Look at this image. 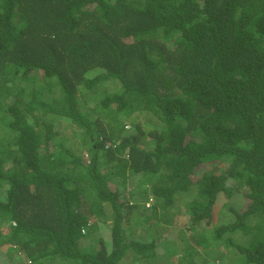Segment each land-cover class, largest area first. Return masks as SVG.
<instances>
[{
  "label": "trees",
  "instance_id": "obj_1",
  "mask_svg": "<svg viewBox=\"0 0 264 264\" xmlns=\"http://www.w3.org/2000/svg\"><path fill=\"white\" fill-rule=\"evenodd\" d=\"M184 223L264 264V0H0V264H160Z\"/></svg>",
  "mask_w": 264,
  "mask_h": 264
},
{
  "label": "rangeland",
  "instance_id": "obj_2",
  "mask_svg": "<svg viewBox=\"0 0 264 264\" xmlns=\"http://www.w3.org/2000/svg\"><path fill=\"white\" fill-rule=\"evenodd\" d=\"M103 85H105L106 87H99L97 89V93H101L103 91H105L106 88H108L109 83L108 81L104 82ZM116 87H118L117 84H112L111 87H109L108 89H115ZM64 120H61L60 122L64 125L63 123ZM67 126L64 125V129H66ZM68 131V130H67ZM112 189L114 188L113 184H111ZM135 185L132 186V188H134ZM131 186L128 188L130 189ZM190 189L194 192L195 187L194 186H190ZM131 193V191L129 192ZM132 197V196H131ZM134 198V197H133ZM179 199H177L176 203L178 204L181 201V196L179 197ZM130 200H133L130 198ZM229 200V199H228ZM248 198H244L241 195H234L232 196V199L230 200L236 208H238V210L243 209L248 202ZM136 202L141 203V207L143 206V204H146V202L151 203L152 202V198H148L146 200H144L143 202L140 200H136ZM222 203H223V199H218V201L216 202V205L213 206V221L215 222V224L217 222H220L221 220H224L225 217L221 216L222 214ZM226 209V208H223ZM182 217V216H180ZM181 220H184V217H182ZM159 224L156 225V227H158ZM182 229L179 226H175V227H171V228H167V227H163L160 228L161 231L166 232L169 236H166V234H161L160 232H154L153 230H151L153 233H159L163 236H165V238L170 239V243H169V248L168 249H164V252L167 254L169 252L172 251L173 248L177 249V253H175V256L172 258V260H169L168 262H161L160 264H189L186 259H184V257L182 256V254L185 253L186 249H192L191 253V261L193 262V264H219L220 260L222 258H214V250H222V248L220 246H216V247H212L214 244H216L219 241V238H217V236H215V232L214 229H216V227L213 225L212 228H205L204 230H197L196 232L193 231H189L184 224H182ZM135 228V226H133ZM159 231V230H158ZM239 232V231H238ZM192 233L193 236H198V235H204L207 237V239L210 240L208 242L209 247L207 248H203V247H198V241H196V239H190L188 238V236L192 237ZM188 235V236H187ZM145 237H149L150 233L147 232L146 234H144ZM234 240H238L240 238L239 234L236 233L234 236ZM156 239H159V236L155 237ZM151 239V238H150ZM149 239V240H150ZM148 241V240H146ZM187 245V246H186ZM185 248V250H184ZM160 250V246L158 247V251ZM210 250H213V253L210 252ZM203 251L206 252V255H203ZM132 254V252H131ZM239 253L237 251H235L234 249L230 250V253L228 254L227 258H223L222 260L225 263H231V264H240V262L242 261V256L238 255ZM133 255V254H132ZM193 256V257H192ZM213 256V257H211ZM126 257V253L125 255L122 257L125 258ZM121 259V261H122ZM202 259V260H201ZM126 260V259H125ZM0 261H2L3 263L7 262V258L5 257L4 254L0 255ZM119 264H127L126 262H121ZM220 264H224L223 262H220Z\"/></svg>",
  "mask_w": 264,
  "mask_h": 264
},
{
  "label": "clouds",
  "instance_id": "obj_3",
  "mask_svg": "<svg viewBox=\"0 0 264 264\" xmlns=\"http://www.w3.org/2000/svg\"><path fill=\"white\" fill-rule=\"evenodd\" d=\"M132 186H133V185H132ZM132 186H131V187H132ZM126 197H127V194H126ZM150 198H151V197H150ZM149 205H150V203L146 202L145 206H149ZM82 231H83V230H82ZM191 250H192V249H189V248H188V249L185 250V253L188 252V251H191ZM185 253L182 254L183 257L185 256ZM174 256H175V254H173V255L170 257L169 260H172V258H173ZM127 264H129V263H127Z\"/></svg>",
  "mask_w": 264,
  "mask_h": 264
}]
</instances>
